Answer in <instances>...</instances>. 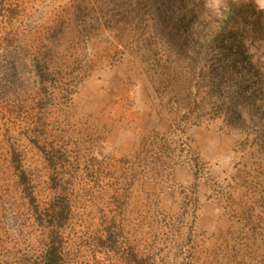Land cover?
<instances>
[{
  "label": "rangeland",
  "instance_id": "374dc122",
  "mask_svg": "<svg viewBox=\"0 0 264 264\" xmlns=\"http://www.w3.org/2000/svg\"><path fill=\"white\" fill-rule=\"evenodd\" d=\"M53 243L62 264H264V0H0V264Z\"/></svg>",
  "mask_w": 264,
  "mask_h": 264
},
{
  "label": "trees",
  "instance_id": "16d2710c",
  "mask_svg": "<svg viewBox=\"0 0 264 264\" xmlns=\"http://www.w3.org/2000/svg\"><path fill=\"white\" fill-rule=\"evenodd\" d=\"M160 5L159 9H156V11H154L153 17L159 22V23H163L165 25H169V26H175V28H181L184 29L186 27V24L190 21V17L188 16V14H183V13H178V12H170L168 9L166 10V12H164L163 10V6L164 3H159L158 6ZM167 5V4H166ZM247 6H249L247 3H245V6L243 7L242 10V15L244 16L245 19H248V17L250 15H253L252 12V8L249 7V9L247 8ZM235 17L232 16L230 18V22L231 20H233ZM222 30L220 31V35H218L220 42L226 46L229 51V54L232 53H236L237 56H243L244 51H245V44L244 42H236V37H235V30H233L234 27H230V23H227V21H223L222 20ZM252 25V24H250ZM253 27H255V25H253ZM253 27L251 26V28L253 29ZM254 30V29H253ZM228 38L230 41V44H225L224 41L225 39ZM56 244L53 243V245L51 246L50 250L48 251L45 259H44V264H62V258L59 256L57 247L55 246Z\"/></svg>",
  "mask_w": 264,
  "mask_h": 264
},
{
  "label": "crops",
  "instance_id": "0c3cea01",
  "mask_svg": "<svg viewBox=\"0 0 264 264\" xmlns=\"http://www.w3.org/2000/svg\"><path fill=\"white\" fill-rule=\"evenodd\" d=\"M43 160H44V158L42 157V161H43ZM76 164H77V163H76ZM78 165H79V167H82V165H81L80 163H79ZM79 171L82 172V170H79ZM81 182H83V181H80V183H81ZM93 217H96V216H93Z\"/></svg>",
  "mask_w": 264,
  "mask_h": 264
}]
</instances>
